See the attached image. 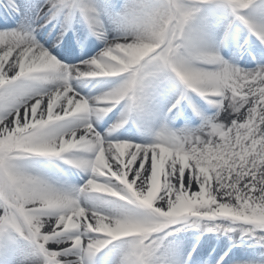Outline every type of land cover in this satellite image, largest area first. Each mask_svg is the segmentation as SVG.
I'll return each mask as SVG.
<instances>
[{"label": "snow or ice", "instance_id": "6c2138e0", "mask_svg": "<svg viewBox=\"0 0 264 264\" xmlns=\"http://www.w3.org/2000/svg\"><path fill=\"white\" fill-rule=\"evenodd\" d=\"M234 12L248 8L251 0H226ZM86 14L87 5L77 4ZM55 7V5H53ZM64 7L73 8L66 2ZM192 15L178 0L161 6L133 8L131 34L159 35L153 51L130 34L109 40L94 58L75 65L61 62L38 41L16 29L0 32V224L37 239L50 264L73 261V250L90 255L111 240L131 238L126 264H143L150 235L173 224L182 215L231 217L264 226V69L241 71L224 65L218 71L195 69L177 60L178 38ZM244 19V17H241ZM247 22V21H246ZM250 27L264 40V28ZM63 35V33L61 34ZM203 58L219 62L212 53ZM171 69L188 87L201 94L227 99L228 124L213 123L207 132L186 136H161L152 144L104 140L87 120L77 128L76 114L107 112L124 97L136 98L146 64ZM127 73L119 86L95 98L102 107H90L89 99L69 83L74 76H113ZM14 74V75H13ZM63 79L60 87L34 94L27 81ZM215 103L223 104V100ZM175 105H173L174 107ZM65 121V123H58ZM75 130L65 135V128ZM95 150L91 160H73L94 174L86 189L110 193L148 210L142 217L122 213L113 216L81 206L13 163L23 154L60 156L73 149ZM98 177L115 178L120 191ZM227 213V214H222ZM134 229V230H133ZM51 243L54 247L47 248Z\"/></svg>", "mask_w": 264, "mask_h": 264}, {"label": "rangeland", "instance_id": "374dc122", "mask_svg": "<svg viewBox=\"0 0 264 264\" xmlns=\"http://www.w3.org/2000/svg\"><path fill=\"white\" fill-rule=\"evenodd\" d=\"M87 1L92 3L93 9L98 12L97 16L99 17L111 16L115 12L121 11L129 15L133 8L156 7L167 2V0ZM195 1L198 0H178L182 6L192 11V15L177 41L178 51L181 54L188 52L194 54L190 60L192 68L218 71L224 65H228L244 72L264 69V47L260 45L259 41L257 43L248 41L243 46L236 45L237 36L235 33L231 35H225L224 33L225 23L222 14L206 13ZM25 7L23 9L22 6L18 10L23 15L24 22L39 23L35 17L33 18L31 10ZM21 14H18V16L20 17ZM2 20L5 21L3 26L16 23L12 22L14 20ZM73 42V46L68 44V48L83 53L82 46L79 47ZM204 51L219 57L218 65L220 66L218 68L215 62L203 60L201 54ZM143 71L145 76L136 92V98L134 99L136 105L130 108L129 120L125 122L117 120L116 122L120 128L116 136L118 140L142 144L143 140L141 139L147 137L145 135L150 136L153 143L158 142L161 136H175L182 140L186 136L199 134L201 131L206 133L213 123L228 124L231 122L233 114L230 108L225 110L224 107L221 111L211 107L205 108L197 101L198 94H188L184 99L178 101L175 92L171 89L169 78L174 76L176 80L179 77L171 69L157 68L156 62L151 61L145 65ZM34 84L33 81L26 82L29 90ZM218 98L223 100V97L218 96ZM227 103L228 101L225 99V105ZM173 105L175 106L173 107ZM8 112L7 107L0 106V116H4ZM107 121L108 119L103 122L102 127L107 126ZM41 155L35 153L23 154L15 158L13 163L22 172L37 177L58 191L73 195L79 203H85L88 209L99 211L105 215H107L106 212L115 210L121 214L135 212L137 217H142L148 213L147 209L138 204H133L130 200L127 202L131 206L114 207L110 203L113 196L110 193L88 191L85 188V181L89 178L85 171L69 168L63 164L60 166V163L42 158ZM98 179L105 183L111 182L110 185H114L120 191L126 190L125 186L115 178L98 177ZM3 203L0 200V206ZM187 216L190 215L186 214L176 218L173 224L175 225L180 218ZM222 217H212L210 226H217L222 223ZM225 218H227L225 223L228 225L248 228L252 234L251 240L255 243L254 246L239 252L222 245L218 248L215 247L212 252H205L203 251L205 245L209 243V247L213 246V240L207 242L203 238L188 236L187 240L184 239L183 243L178 244L170 239L166 232L174 226L170 224L150 235L146 241L147 255L144 257L143 264H198L199 260L204 264H264V226L238 221L231 217ZM202 229L205 234L210 231V228L206 225H203ZM12 234H20V232L10 226L0 224V235ZM22 236L25 239L27 238L25 235ZM25 239H18L23 244L19 245L17 240L0 237V264H42L45 259H49L45 249L34 246L38 243L37 240H31V243ZM107 252L105 254H101L100 251L97 252V258H90L89 264H114V260H117L120 254ZM238 257L242 259L236 260Z\"/></svg>", "mask_w": 264, "mask_h": 264}, {"label": "bare ground", "instance_id": "6f19581e", "mask_svg": "<svg viewBox=\"0 0 264 264\" xmlns=\"http://www.w3.org/2000/svg\"><path fill=\"white\" fill-rule=\"evenodd\" d=\"M65 2L66 0H0V20L7 19L16 22L13 25L7 24L4 27L0 26V32L16 29L21 31L22 34L27 33L42 44L51 55H58V58L57 56L56 58L62 65L68 66L75 65L82 60H89L96 57L104 49L107 41L114 39L119 40L131 34L132 29L129 24V15L124 13V11L115 12L114 15L107 17H99L97 16L98 12L93 9L92 3L87 0H67V2L73 3L74 5L71 9L64 7ZM195 2H197L198 6L206 13L222 14L224 18L223 22L225 23L224 33L225 35L235 33L237 36V41L235 42L236 45L243 46L247 44L248 41L254 43L259 41L260 45L264 47V40H261L257 31H254L253 28L249 26L250 24L255 25L257 30L264 28V0H251V4L248 8L240 9L237 12L232 10V8L226 3V0H198ZM77 4L87 5L90 11L86 14L80 7L75 6ZM53 5H55V7H53ZM22 6L23 9L24 6H26L25 8H29L33 18L35 17L39 23L30 24L24 22L23 15L18 11ZM18 14H21V16L19 17ZM241 17H244V19H241ZM62 33L63 35H61ZM65 38L75 41L74 44H78L79 47L82 46L84 52L82 54H76L74 57H69L63 54L64 52L62 53L61 46H65ZM204 53L208 52L204 51ZM203 60L208 61V59L205 58H203ZM215 64L217 65V68L220 66L218 65V62H215ZM126 78L127 73H120L113 76H74L70 79L69 83L77 93L86 99H89L90 107H102L103 105H98L94 102L95 98L100 97L119 86ZM169 81L171 89L175 92L178 101L184 99L188 94L195 93V95H199L197 101L203 107L216 108L218 111H221L224 108L225 98H223V104H217L215 101L221 100L218 96L201 94L195 89L188 87V85L181 79L176 78L175 80L174 76H171ZM33 83L35 84L30 91L34 94H40L51 91L53 88L60 87L63 83V79L59 78L56 82L51 80H35ZM135 105L136 103L134 100L129 97H124L116 103L115 106L110 107V110L107 112L90 111L88 113L76 114L75 117H70L68 119L80 121V123L76 124L77 128L82 126L84 120H87V122L93 125L95 131L99 133L104 140H111L114 142L120 141L116 137L117 132L120 129L116 122L117 120L120 122L129 120L130 108ZM106 119H108V124L106 127H102V124ZM58 123H65V121ZM74 130L75 129L72 127L65 128L64 134L69 135ZM145 136L147 137H142L141 140H143V142L141 143L145 145L152 144L153 140L151 137L148 135ZM95 154L93 148H77L61 154L60 156H41L42 158L60 163V166L63 164L69 168L83 170L88 174L89 178H93L94 174L90 167L81 166L72 161L91 160L94 158ZM88 179L85 181V186ZM109 184H111V182ZM87 190L89 191L90 189ZM127 201L128 200L121 199L117 196H112L110 199V203H112L111 205L114 207L125 205L131 206ZM80 204L86 208L85 203ZM106 214L113 216L121 213L115 210L106 212ZM130 214L136 215L135 212H130ZM222 218V223H219L217 226H210L211 220L213 219L212 217L199 218L190 215L180 218L179 220L177 219V223L175 225L173 224L174 226L172 225L173 227L169 228L166 232L170 239L178 244L183 243L184 239L187 240L188 236H191V238H203L206 239L207 242L213 240V246L209 247V243L205 245V248L203 249L205 252H212L215 247L218 248L222 245H226L228 249L239 252L245 251L247 248L254 246L255 243L251 240L252 234L249 232L248 228L231 224L228 225L225 223L227 218ZM203 225L210 228L209 233L205 234V232H203ZM0 237L17 241L18 239H25V237L20 234L0 235ZM25 240H29V242L32 243L31 240L37 239L26 238ZM132 243L133 241L131 238H118L111 240L110 243L105 245L102 249L92 253L94 255H84L82 257L83 262L84 264H89L91 261L90 258H97V252L100 251L101 254H105L109 251L112 254H120L117 260H114V264H126V259L131 250ZM18 244L23 245L21 242ZM34 246H40L39 242ZM46 247L51 248L54 247V245L49 243ZM72 255L73 261L67 262V264H75L76 260L81 259V253L78 249L73 250ZM241 259L242 258L240 257L236 258V260ZM42 264H50L49 259H45ZM198 264L204 263L199 260Z\"/></svg>", "mask_w": 264, "mask_h": 264}, {"label": "clouds", "instance_id": "9594fccd", "mask_svg": "<svg viewBox=\"0 0 264 264\" xmlns=\"http://www.w3.org/2000/svg\"><path fill=\"white\" fill-rule=\"evenodd\" d=\"M132 40L140 39L143 41L142 47L147 49L148 51H153L155 48L159 47V43L162 42V38L159 35H144L142 37H138L135 34H130ZM193 53L188 52L186 54H181L179 51L177 52V60L184 65L190 66V60L193 58ZM227 214V213H222ZM134 230V229H133Z\"/></svg>", "mask_w": 264, "mask_h": 264}]
</instances>
